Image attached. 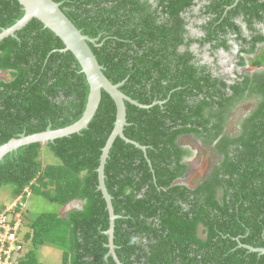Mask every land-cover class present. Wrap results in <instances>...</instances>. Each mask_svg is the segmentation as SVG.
Segmentation results:
<instances>
[{
	"label": "trees",
	"instance_id": "16d2710c",
	"mask_svg": "<svg viewBox=\"0 0 264 264\" xmlns=\"http://www.w3.org/2000/svg\"><path fill=\"white\" fill-rule=\"evenodd\" d=\"M55 1L84 34L98 38L90 45L106 76L150 105L126 100L124 133L131 141L118 136L105 166L121 263L264 264V253L246 246L264 247V70L245 72L229 84L197 58L193 44L200 40L189 37L183 14L195 0H157L155 10L150 0ZM201 10L210 18L201 44L228 47L229 35L237 34L242 45H250L243 51L253 53V67L264 66V47L258 45L264 42L258 26L264 22V0H207ZM24 13L19 0H0V32ZM64 47L37 18L0 40V71L10 73L0 80V146L82 117L90 84ZM251 97L258 100L241 129L234 135L225 131L228 113ZM116 114L113 97L103 90L88 128L46 145L21 146L0 161V188L11 186L13 198L43 196L60 208L83 203L22 221L20 264H44L38 259L43 245L61 248L62 264H118L108 246L110 213L98 172ZM188 134L210 146L218 139L215 151L222 157L193 187L177 183L189 168L190 150L179 144ZM43 147L60 162L43 163Z\"/></svg>",
	"mask_w": 264,
	"mask_h": 264
},
{
	"label": "water",
	"instance_id": "95a60500",
	"mask_svg": "<svg viewBox=\"0 0 264 264\" xmlns=\"http://www.w3.org/2000/svg\"><path fill=\"white\" fill-rule=\"evenodd\" d=\"M25 11L22 18L18 19L12 26L3 28L0 32V40L9 35L16 36V31L25 27L33 18L40 20L45 28H49L64 42L65 47L61 51L70 50L79 61L82 71L85 73L90 84V92L86 104L85 111L82 117L76 122L62 128L52 129L50 126L45 131L33 134H21L17 138H12L7 143L0 146V161L11 152L18 150L19 147L41 142L46 145L49 141H54L56 138L69 136L76 132H81L82 129L88 128L90 121L95 116L102 100V91H107L114 99L117 106V114L115 127L110 134L101 155V162L98 168L99 172V189L102 191L104 198L107 201V208L110 213V228L107 231L109 235V248L117 260L118 264H122L116 255L115 238V220L118 215L114 211L113 196L109 193L106 185L105 166L110 154L111 147L118 136H121L126 141H131L125 133L127 121V105L126 100L142 107H149L137 100L131 98L120 89L124 82L113 83L104 73V66L99 63L90 43H96L98 38L90 37L84 34L80 28L64 13L61 9L62 2L55 0H19ZM136 145L146 150L145 145L136 142ZM47 148V147H43ZM250 250L264 253V247H253L246 245Z\"/></svg>",
	"mask_w": 264,
	"mask_h": 264
},
{
	"label": "flooded vegetation",
	"instance_id": "af4514ba",
	"mask_svg": "<svg viewBox=\"0 0 264 264\" xmlns=\"http://www.w3.org/2000/svg\"><path fill=\"white\" fill-rule=\"evenodd\" d=\"M206 2L207 0H195V5H192L188 9V11L183 13L185 19L188 21V23L186 24V28L188 29L189 37L200 41L204 39V36L206 34L204 24L210 19L207 15H201V8ZM150 3L153 4L150 10H155L158 5V1L150 0ZM127 8H132V5H127ZM128 11L132 12V14L135 15V10L129 9ZM238 22L242 26L244 34L246 36H251V30L248 28L247 23L243 20V17H239ZM258 26L262 27V30L264 32V22L259 23ZM193 27L201 29L200 32L195 31ZM200 41L193 44V49L197 54V58H201L202 63L208 64L212 68V72L214 74L226 77L229 84L236 83L237 80H240V76H242L245 72H249L250 74H252L257 70H264V66H262L261 68L253 67V65L251 64V58L254 57L253 53L243 51V48H248L250 47V45H242L241 40H237V34L229 35L228 47L220 46L217 48H213L214 45H212V42L206 41L204 44H201ZM258 45L259 48L264 47V42H260L258 43ZM6 72L7 71L5 70L0 71V73ZM242 103L243 101L237 103L232 111L228 113L226 119L225 131L229 132L232 135L236 134L241 129L243 119L251 115L253 110L255 109L254 106L251 110H249L246 114H243L240 119L236 121V123L234 124L235 129H233L236 130V132L232 133V125H230L232 114ZM216 141H218V139ZM216 141L210 146L207 145L202 139L191 134L182 135L179 137V144L190 150V154L185 157V161L189 163V168L187 174L182 178L189 176V178L191 179L190 174L193 173L194 170H197L198 172L202 173V177L197 183L198 185L202 183L204 179L213 172L215 164L217 162L220 163V160L222 159L221 155H219L218 152L215 151ZM209 160L211 161L209 162ZM182 178H179L177 180V183H181L183 181ZM195 181L196 178L194 179V182ZM181 184H186L190 187H193L189 183L183 182Z\"/></svg>",
	"mask_w": 264,
	"mask_h": 264
},
{
	"label": "rangeland",
	"instance_id": "374dc122",
	"mask_svg": "<svg viewBox=\"0 0 264 264\" xmlns=\"http://www.w3.org/2000/svg\"><path fill=\"white\" fill-rule=\"evenodd\" d=\"M193 29H195V31L197 32L198 31L200 32L201 30L197 27H193ZM6 77L7 78L10 77V73L9 75L7 73H0V79L6 78ZM257 100H258V97H251L249 99L243 100V103L240 104L238 108H236V111L232 114V120L230 123V125H232L231 126L232 133L236 132V130H233L235 129L234 124L236 123V121L239 120L243 114H246L249 110H251L254 106H256ZM210 161L211 160H209V162ZM42 162L43 163H59L60 160L50 151V149L43 148L42 149ZM190 176H191V179L189 178V176L182 178L183 180L182 182L189 183L192 186H196L202 177V173L198 172L197 170L196 171L194 170V172L191 173ZM195 178H196V181L194 182ZM12 189L13 188L9 185H6L0 188V207L4 204L7 205V207H9V210H10L9 212L13 211L11 209L13 205L15 204L16 200L18 199V198H13L11 194ZM82 204L83 203L81 201L75 200L72 203L68 204L67 206L60 208L58 204L50 202L48 199H46L43 196L29 195L24 200L21 201V204L18 205L20 206V209L16 210L15 212L19 211V213L21 214V217H20L21 222L22 221L25 222L27 221L26 218L35 219L41 212H44V211L59 210L63 214L66 211L72 209L73 207L82 206ZM15 207H14V210H15ZM12 216L14 215L9 214V218H12ZM16 218L18 219L17 216ZM24 231L26 232L27 228H24ZM24 231L22 235H24L25 233ZM62 255H63V250L61 248H57L54 246L43 245L38 249V259L40 262H43L44 264H62Z\"/></svg>",
	"mask_w": 264,
	"mask_h": 264
},
{
	"label": "built area",
	"instance_id": "2783aa9c",
	"mask_svg": "<svg viewBox=\"0 0 264 264\" xmlns=\"http://www.w3.org/2000/svg\"><path fill=\"white\" fill-rule=\"evenodd\" d=\"M18 202L19 200L13 205L12 212H9V207H6L0 213V264H20L19 258L23 255L24 240L20 239L18 234L21 226V214L15 212ZM9 214L14 216L9 218Z\"/></svg>",
	"mask_w": 264,
	"mask_h": 264
},
{
	"label": "clouds",
	"instance_id": "9594fccd",
	"mask_svg": "<svg viewBox=\"0 0 264 264\" xmlns=\"http://www.w3.org/2000/svg\"><path fill=\"white\" fill-rule=\"evenodd\" d=\"M181 183H183V182H181ZM30 195H31V194H30ZM18 200H19V202H18L17 205H16L17 207H19L18 205L21 204V201H22L20 197H18V199H17L16 201H18ZM23 200H24V199H23ZM82 205H83V204H82ZM17 207H16V208H17ZM81 207H82V206H80L79 208H81ZM16 210H19V209H16ZM18 212H19V211H18ZM20 239H22V238L20 237ZM134 242H135V240L133 239V243H134ZM23 245H24V243H23Z\"/></svg>",
	"mask_w": 264,
	"mask_h": 264
}]
</instances>
